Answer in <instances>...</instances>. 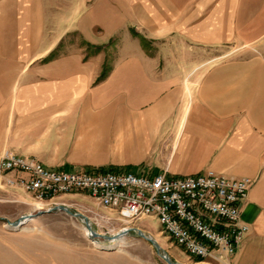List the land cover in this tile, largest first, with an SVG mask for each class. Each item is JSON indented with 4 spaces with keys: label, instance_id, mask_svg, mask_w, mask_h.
Returning <instances> with one entry per match:
<instances>
[{
    "label": "crops",
    "instance_id": "0c3cea01",
    "mask_svg": "<svg viewBox=\"0 0 264 264\" xmlns=\"http://www.w3.org/2000/svg\"><path fill=\"white\" fill-rule=\"evenodd\" d=\"M93 1L0 0V154L10 149L69 170L247 176L241 219L248 230L229 264H264V105L253 101L255 75L239 68L251 63L264 78V0H168L163 11L149 7L142 18L129 13L128 0H106V27L92 19ZM162 20L203 46L263 39V52L163 57L126 47L129 21L150 31ZM71 33L95 50L65 45ZM116 38L111 63L105 48ZM163 58L216 64L161 71ZM85 141L93 143L92 154L70 150Z\"/></svg>",
    "mask_w": 264,
    "mask_h": 264
},
{
    "label": "rangeland",
    "instance_id": "374dc122",
    "mask_svg": "<svg viewBox=\"0 0 264 264\" xmlns=\"http://www.w3.org/2000/svg\"><path fill=\"white\" fill-rule=\"evenodd\" d=\"M87 1L90 3L93 0ZM105 1L106 0H94L91 8V12L93 13L92 19L102 24L104 27L108 25L112 12L111 5H108ZM167 2L168 0H128V10L129 13L133 10L137 13V17L139 16L142 18L141 16L145 9L156 7L163 11ZM147 19V16H144V20ZM139 28H141V23L138 24V21H129L128 33L129 37L132 39H129L126 43V47L129 50L134 51L135 48L138 49L141 47L144 53L161 55L163 57L168 54L181 56H210L217 53L230 55L251 53L253 55H259L263 52V48L258 46V41H262L263 39L243 42L237 46H227V44L220 46L204 44L205 46H203L199 42L192 41L185 34L187 33L186 31H171L168 28L167 22L164 20H162L161 25L156 26L154 30L143 31ZM65 42V45H68V47H71V45L74 47H85V52L87 54L95 50V48L83 44L82 39L76 33L68 34ZM117 43L118 38L113 39L105 48L106 57L111 63L117 53ZM169 44H173L172 50L170 51L168 49ZM162 60L163 61L159 64V69L161 71L175 70L177 72H187L199 69L205 70L216 64L215 62L189 63L183 62V59L177 62H164L165 58ZM250 64L246 63L244 64L245 66L242 65L239 68L241 70H249L255 75L253 81L255 82L257 90L254 94L253 101L255 104L263 106L264 78L258 77V75L255 74L254 65L248 67ZM182 81H185L188 86L190 83L189 81L193 83L196 82V80ZM98 144L101 146L103 143ZM69 145L70 150H72L73 147L76 148L74 151L79 156L87 155L90 148L91 150L93 148V143L89 141L81 142L78 145L74 143ZM90 153L92 154V152ZM70 164V166H72L75 163ZM76 165H78V163H76ZM65 169L70 168L66 167ZM53 202L59 204H61V202L65 203L64 205L69 207L71 211L80 212L89 219H92L94 216L93 213L116 216L108 210L98 208L89 197L84 195H67L51 201H46L41 210L59 205ZM37 203L38 200L30 193L18 187H9L0 179V264H167L159 257L155 248L149 242L139 237L133 231L126 234L124 242L119 243L115 248L106 249L105 244L108 245L109 242L102 238L99 239L98 241L107 242L105 244H99V246H101L100 249V247L95 246L92 240L86 235L83 220L71 216L60 209L51 210L39 216H32L31 219L18 225L21 226L19 229H13L10 223L17 220L20 216L24 214H37L39 211L36 209ZM130 225L133 227H140L142 230L145 229L153 233L154 236L152 237L173 261L186 264H216V262L211 259L204 260L206 263H197L195 262L196 258L188 256L181 247L170 242V240H165L163 238L164 233H159L160 225L155 218H142L133 221ZM122 226L123 224L117 221L113 222L109 227L111 229L109 232H106L105 227L99 228V230L102 231V233L105 231L106 233L104 234L106 235H111L117 232Z\"/></svg>",
    "mask_w": 264,
    "mask_h": 264
},
{
    "label": "built area",
    "instance_id": "2783aa9c",
    "mask_svg": "<svg viewBox=\"0 0 264 264\" xmlns=\"http://www.w3.org/2000/svg\"><path fill=\"white\" fill-rule=\"evenodd\" d=\"M0 179L38 201L67 195L89 197L98 208L116 215L93 213L92 226L101 234L109 232L113 222H121L118 231H122L133 227V221L155 218L160 232L188 256L218 264H229L248 230L241 219L252 183L247 176L229 177L212 169L188 176L139 174L121 168L58 169L4 149ZM103 227L104 233L99 230Z\"/></svg>",
    "mask_w": 264,
    "mask_h": 264
},
{
    "label": "water",
    "instance_id": "95a60500",
    "mask_svg": "<svg viewBox=\"0 0 264 264\" xmlns=\"http://www.w3.org/2000/svg\"><path fill=\"white\" fill-rule=\"evenodd\" d=\"M55 209L63 210L66 213H68L69 215H71V216H75V217L81 218L83 220L84 224H85V228L88 231L87 236H88L89 239L95 241L97 239H101L102 238L103 240H105L107 242L113 241V240L110 239L112 237L111 235H106V234H101V233L96 232L95 229L92 226L91 220L88 217H86L85 215H83L80 212L71 211L69 209V207H67L66 205H62V204L55 205V206H53L51 208H48L46 210H39L37 212V214H35V215H33V214H24V215L20 216L14 222H11L10 225L11 226H14V225L18 226V225L24 223L26 221V219H28V218H30L32 216H39V215H41L43 213L50 212L51 210H55ZM131 231L135 232L139 237H141L144 240H146L147 242H149L155 248L156 253L159 255V257L162 258L167 264H186V263H181V262H177V261L171 260L170 257L168 256V254L157 243V241L152 236L146 234L139 227H130V228H127V229L122 230L120 232L123 233L124 235H126L129 232H131Z\"/></svg>",
    "mask_w": 264,
    "mask_h": 264
},
{
    "label": "bare ground",
    "instance_id": "6f19581e",
    "mask_svg": "<svg viewBox=\"0 0 264 264\" xmlns=\"http://www.w3.org/2000/svg\"><path fill=\"white\" fill-rule=\"evenodd\" d=\"M45 202H43V201H38V203H37V205H36V209L37 210H41V208H42V206H43V204H44ZM48 209V208H47ZM32 217H30V218H28V219H31ZM28 219H26V220H28ZM13 227V229H19L21 226H12ZM84 229H85V233H86V235L88 234V231H87V229L84 227ZM111 240H113V241H111V242H109L108 243V245L107 244H105V243H107V242H103V241H92L93 242V244L95 245V246H98V247H100V249H101V246H99V244H105V248L106 249H110V248H112V247H114L115 248V246H118L119 245V243H121V242H124V239H125V235L123 234V233H121L120 231H117V232H114V233H112L111 234ZM103 248V247H102Z\"/></svg>",
    "mask_w": 264,
    "mask_h": 264
},
{
    "label": "trees",
    "instance_id": "16d2710c",
    "mask_svg": "<svg viewBox=\"0 0 264 264\" xmlns=\"http://www.w3.org/2000/svg\"><path fill=\"white\" fill-rule=\"evenodd\" d=\"M106 73H107V68H106V66H105V67H103V70H102V72H101V74H100V76H99V80H100V79H103V78L105 77ZM198 261H202V259H200V258H196V259H195V262H198Z\"/></svg>",
    "mask_w": 264,
    "mask_h": 264
}]
</instances>
